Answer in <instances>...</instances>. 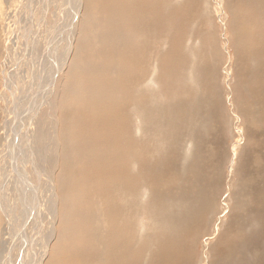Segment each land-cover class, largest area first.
Segmentation results:
<instances>
[{"label": "rangeland", "instance_id": "1", "mask_svg": "<svg viewBox=\"0 0 264 264\" xmlns=\"http://www.w3.org/2000/svg\"><path fill=\"white\" fill-rule=\"evenodd\" d=\"M8 1L0 0V136L15 113ZM113 1L81 0V40L78 32L64 67L61 52L51 51L60 60L57 93L71 106L62 143L70 177L87 184L74 201L62 197L51 258L42 264H264V0H115L118 9L109 10ZM70 6L63 11L67 24ZM117 23L121 31L112 35ZM72 86L82 91L68 99ZM54 101L44 95L37 117L55 118ZM71 122L74 130L83 127L78 137L68 130ZM61 163L64 178L68 163ZM59 188L70 190L64 182ZM13 197L25 206L13 208L18 217L28 207L20 192ZM1 209L0 231L9 225ZM120 229L121 237L113 233ZM33 247L37 258L36 241ZM18 251L15 263L27 264L18 262L25 254Z\"/></svg>", "mask_w": 264, "mask_h": 264}, {"label": "bare ground", "instance_id": "2", "mask_svg": "<svg viewBox=\"0 0 264 264\" xmlns=\"http://www.w3.org/2000/svg\"><path fill=\"white\" fill-rule=\"evenodd\" d=\"M8 2H9L8 3L9 4L8 5L9 15L12 14V22H13V26H11V29H9L8 27V30H9L8 31V48H9V57L11 58L10 74L12 76L11 81H12L13 90H14V96L10 102V105L13 106V108H15V113H10L7 116L8 119L14 118L13 122L12 123H10L9 121L6 122L8 126L2 129V135L0 136V190H1L0 191V211H2L1 208H3V212L7 215L8 223H9V225H6L4 228L2 227L3 229H1L0 231V234H2L0 236V264H17V262L15 263L14 256L15 254L17 255L19 254L18 250H22L23 252H25V254L20 258L18 262L22 261V262H26L27 264H42V261L48 257L47 255L49 254L51 250L50 248L51 245H49V243H50V239L54 238V229L56 228L57 230V226L53 228L51 224L56 225L58 223L57 221L60 219L61 204L64 203V200L62 197L67 194H70L71 197L69 198V201L70 200L74 201L73 196L75 194H78L77 192H81L82 190H84L85 189L84 187L87 184L86 182L83 181V179L82 180L77 179V181L75 182L72 180L73 178L70 177V175L74 174L73 172H71L73 171V168H70L71 166L70 164H72L71 163L72 161H70V159H67V157L70 155L69 153L68 155H65V153L69 151H67L66 148L64 149V147L62 146V143L64 141V138L65 137L67 138L68 132L65 131V125L68 124V121H69L68 110L71 108V106H69L66 109V106H68L67 105L68 103L67 101L64 103L62 100L63 91L60 93V95L57 93L58 86H56L57 85L56 82H57V75H58L57 71L59 69L57 67V64H58L57 62H59L60 60L56 61L52 59V55H51L52 50L56 53H59L60 51L61 56H63V58H61V65L63 66V62H65V60H68L69 54L72 51L74 39H76V37L79 35L80 40H81V34H80V31L78 30L80 29L81 22H79V20L76 18H78V15H79V12L82 6H81V0H19L20 4L18 2H15L14 6L11 5V3L14 2V0H9ZM43 2L47 4V7L46 9L42 7V10L40 11V9L38 8L44 4ZM115 2L114 3L110 2L111 4H109V7H110L109 10H111V8L118 9L114 7ZM64 3H65V6H67V8L71 5L70 14L72 15L70 17L71 23L69 24L66 23L68 20V16L63 15V11L65 8ZM83 4H84V1H83ZM52 5L54 6L55 10L52 11L53 18L52 20H50L51 22L50 23L46 21L47 19L46 13L49 11V9H51ZM63 6L64 8L62 9ZM43 9L45 10V12L43 11ZM89 9L84 12V15H85L84 18H88L87 16L89 15V11L91 12V9L90 10ZM42 11L44 12L43 14H41ZM120 11H117V12H120ZM22 12L23 14L20 15V18H18V14H21ZM24 14L27 16L28 21L22 20V18L25 19V17H23ZM92 14L94 13L92 12ZM55 16H56V19H54ZM128 16L129 15H127V17ZM7 18L9 19V21H11L10 16H8ZM112 18H114V16ZM125 22L129 23L128 20ZM42 23L43 25L41 26V30H38L37 26H40ZM118 26H115L114 29H112V27L110 26L111 29L113 30L112 35L115 34L114 31L120 29V26L119 27ZM96 27L98 29L94 28L93 31L96 33V35H99V36L98 37L95 36V37L96 39L100 37L99 41H102L101 32H103V30H100L99 28L100 25H97ZM121 28H124V27H121ZM83 31L85 30L83 29ZM78 32L79 34L77 35ZM85 32L91 33L92 29L89 31H85ZM26 35L29 37L27 38V40H25L26 41L25 42L23 41V38L26 37ZM47 35L48 37L46 38ZM110 35H111V32L109 33V37ZM118 36L119 37L122 36L124 39H126L123 32L119 33ZM45 38L48 40L47 45H46L47 40ZM130 42H131V47H132L133 45L132 41ZM130 42L128 46L130 45ZM24 44H26L27 47L24 48L21 46L22 49L19 50L18 49L19 45H24ZM113 44H114L113 46H115L116 40L113 41ZM99 48L102 50L100 45H99ZM40 50L44 51L42 55L40 53ZM48 52H49V55H48ZM101 53L103 54L102 51ZM70 61L72 63V58ZM72 66L73 68L79 67V65L75 63L71 64L70 67ZM95 71L96 70H94V74H92L93 75L92 80L91 79L89 80L93 81L99 78V74L95 78V74L97 72ZM78 78L79 76H77L76 74L72 78L71 82L77 81ZM94 82L95 81H93V83ZM87 83H89L88 80H87ZM38 87H41V89L39 90ZM71 89H72L71 92H68V90L70 91V89L66 90V92H68L66 94L67 97L69 96L75 97L74 95H76V93L82 91V88L77 87V86H72ZM44 95H48L50 97L55 98L54 105L55 107H57L55 110L56 117L50 120L45 119V121L42 119V117L41 118L37 117L41 111L39 110V108L42 105L41 99L43 98ZM68 99H70V97ZM73 109L75 110V107ZM93 111L96 112L97 110H93ZM98 114L97 112L92 113L91 116L92 118H95L96 115ZM85 115L86 113L84 114V117ZM72 122H75V121L73 120ZM72 122L69 124L68 130L71 134H74V136L78 137V134L80 135L83 127H78L77 130H74L75 126L72 124ZM87 136H88V133L87 134L83 133L82 135V137H87ZM14 152L16 153L17 159H16V156H14ZM64 157L66 159H64ZM14 159H16V163L18 164L17 166L13 165ZM55 161H57V163H55ZM61 162H64L65 164L66 162L68 163V165L67 164L64 165V166H67L68 168L63 167L64 168L63 171L65 175L64 178H61L62 177L61 173H59L60 171L58 172V168L61 166V164H63ZM56 168L57 170L55 173ZM3 177H4V183H3ZM34 178L36 179L38 184H36ZM63 182L66 183L68 187L70 188V190L68 189L69 191H66L65 194L59 188V186H62L63 188ZM23 185L24 187H22ZM24 189H26V192L23 194L21 190H24ZM114 190H116V188ZM17 192H20L21 195L25 196L26 206L28 207V209L21 210L18 217L16 216L13 208L17 207L18 205L20 206H24V205L19 201V199L13 197ZM65 207L67 208V204ZM69 211L71 212V209ZM65 214L68 215V213L66 212ZM109 214H112V212ZM62 218L65 219V217L63 216ZM3 221H5L4 218H3ZM29 222H30V225H29ZM64 230H65L64 233L66 234L67 231L66 229ZM113 233H118L120 237L123 236L122 230L120 232L115 231ZM58 234L59 233L56 231L55 237H57ZM96 234L98 236V239H104L102 234H100V231L98 230V228H97ZM66 235H69V234H66ZM116 235L114 234V236ZM94 238L97 239V237L95 236ZM109 238H113V235L108 236V239ZM91 239L93 238L91 237ZM34 241L37 242L39 249L41 251L38 257L36 255L37 258H33V256L30 255L32 254L31 252L33 251L32 249L34 248L33 247ZM63 243L64 242H62V239H61L58 243V246H60V244H63ZM100 243H103L105 246L107 244L106 242H103V240H100ZM108 246L111 248H116L117 245H114V247L112 245H107L106 248H108ZM100 249H97V250H100ZM61 254L59 256H61ZM49 257L51 258L50 254H49Z\"/></svg>", "mask_w": 264, "mask_h": 264}]
</instances>
